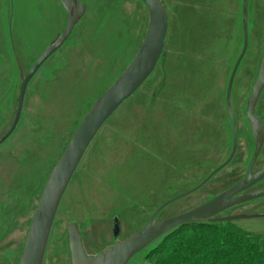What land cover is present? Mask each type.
Wrapping results in <instances>:
<instances>
[{"label":"rangeland","instance_id":"rangeland-1","mask_svg":"<svg viewBox=\"0 0 264 264\" xmlns=\"http://www.w3.org/2000/svg\"><path fill=\"white\" fill-rule=\"evenodd\" d=\"M80 1L84 17L30 79L18 126L0 144V264L20 263L53 168L148 28V7L139 0ZM243 1L162 0L169 18L164 53L89 146L62 197L43 264H71L69 225H78L87 253L97 255L142 229L161 204L223 160L226 92L244 42ZM66 17L60 0H0V138L13 122L23 79L64 31ZM263 27L264 0H249L248 51L234 80L237 105L256 79ZM222 174L206 192L219 187ZM200 192L168 205L155 221L200 204ZM233 224L264 240V217ZM142 255L128 264H151Z\"/></svg>","mask_w":264,"mask_h":264},{"label":"water","instance_id":"water-1","mask_svg":"<svg viewBox=\"0 0 264 264\" xmlns=\"http://www.w3.org/2000/svg\"><path fill=\"white\" fill-rule=\"evenodd\" d=\"M66 13V27L62 34L57 35L53 42L44 50L33 67L22 81L18 105L14 120L8 131L0 138V144L7 140L16 128L23 109L24 98L28 83L40 66L69 38L75 26L84 17L86 11L85 3L80 0H60ZM147 5L149 11L148 28L144 40L129 65L120 76L99 96L90 107L79 125L73 138L53 168L51 175L42 192L38 206L34 212L31 225L27 234L24 250L19 264H43L52 227L56 218L57 210L61 204L67 187L74 173L78 169L89 146L97 136L100 129L111 118V116L132 97L150 77L156 69L166 46L169 18L168 12L162 0H139ZM248 8L249 0L243 1V48L233 67L227 90V102L231 117L234 115L231 109V90L238 67L246 54L248 48ZM264 35V27H263ZM264 88V49L259 64L257 77L253 85L252 93L248 99V117L254 128L257 140V152L260 147L262 135L256 131L257 120L252 115V109L257 103ZM236 138V137H235ZM233 156V155H232ZM231 156V158H232ZM230 158V159H231ZM229 159V160H230ZM225 162L217 170L223 168ZM216 172V171H215ZM214 172V173H215ZM213 173V174H214ZM212 176V175H211ZM209 176L193 189L176 195L165 201L152 214L145 226L136 233L130 235L123 241L117 240L111 247L106 248L97 255H89L84 247L80 229L77 224L68 227L69 248L71 253V264H128L129 261L151 245L156 239L178 226L202 221L217 220L210 219L213 215L222 212L226 208L264 196V190L247 195H241L230 199L232 195L246 189L252 182L264 177V170L256 176H251L239 186L226 191L208 202L189 211L155 221L157 215L168 205L184 198L198 190L209 180ZM264 217V213L251 215H238L221 219L222 221L232 219H250ZM120 233L119 219H114L113 237L117 238Z\"/></svg>","mask_w":264,"mask_h":264},{"label":"flooded vegetation","instance_id":"flooded-vegetation-1","mask_svg":"<svg viewBox=\"0 0 264 264\" xmlns=\"http://www.w3.org/2000/svg\"><path fill=\"white\" fill-rule=\"evenodd\" d=\"M247 51H248V48H247ZM258 68H259V65H258ZM257 73H258V71H257ZM256 77H257V75H256ZM234 80H235V78H234ZM254 83H255V81H254ZM254 83L250 87V90L248 91V94H247L245 101L243 103H241L240 105L239 104L237 105V103L234 100L235 92H234V82H233V87L231 90L232 91L231 92V109H232V112L234 115V120L232 119L231 113L229 111V106H228V102H227V92H226V109H227V125H228V144L226 145L227 152L223 156V158H222L223 160L220 163H218L212 170H210L208 172V174L203 176L195 184V186L186 190V191H189V190L193 189L194 187H196L197 185H199L205 179H207L209 176L212 175L209 178V180L207 182H205V184H203V186L201 188H199L198 190H196V191L192 192L191 194L185 196V197H189V196H191L193 194H197L201 191L200 192L201 195L199 196L198 200H201V199H204V200L200 204H198L194 207L187 208V210H185L184 212L189 211L191 209H194V208L208 202L209 200L215 198L216 196H219L220 194H222L226 191L232 190L233 188L239 186L241 183H243L245 180H247L249 177L256 176V175H258V173H260L261 171L264 170V88H263V90L259 96L257 103L255 104V106L252 109V115L258 121L257 125H256V131L258 132L259 135H262V140L260 142L261 144H260L257 155H256L257 140H256V136H255V131H254V128H253V126L250 122V119L248 117V107H249L248 99L252 93ZM227 90H228V87H227ZM21 115H22V112H21ZM20 118H21V116H20ZM17 126H18V124H17ZM15 129H14V131H15ZM12 133H11V135H12ZM243 155H246L244 158V162H240L241 157ZM231 156H232V158H231ZM228 160H229V162L227 163V165H225L220 170H217L220 166H222ZM220 174H222V175L220 177L221 180L219 181V187L218 186L213 187V190L220 188V191L214 192L213 190H210V191L206 192L205 187H207V185L209 183H211L215 178H217L218 175H220ZM260 190H264V177L259 178L258 180H255L246 189L232 195V197L230 199H234L238 196L247 195V194L254 193V192H257ZM263 203H264V196L253 199V200H249L246 202H242L239 204H235V205H232V206L226 208L222 212L213 215L210 218V219H217V220H209V221H202V222H219V221H222L221 219H225L228 217H234V216H238V215H251V214H256V213H264V212H262V211H264ZM250 219H256V218H250ZM239 220H249V219H239ZM239 220L232 219V220H227V221L228 222H236ZM227 221H223V222H227ZM196 223H200V222H196Z\"/></svg>","mask_w":264,"mask_h":264},{"label":"trees","instance_id":"trees-1","mask_svg":"<svg viewBox=\"0 0 264 264\" xmlns=\"http://www.w3.org/2000/svg\"><path fill=\"white\" fill-rule=\"evenodd\" d=\"M233 222L178 226L134 257L151 264H264L262 235L244 233Z\"/></svg>","mask_w":264,"mask_h":264},{"label":"bare ground","instance_id":"bare-ground-1","mask_svg":"<svg viewBox=\"0 0 264 264\" xmlns=\"http://www.w3.org/2000/svg\"><path fill=\"white\" fill-rule=\"evenodd\" d=\"M81 20H82V19H81ZM81 20H80V21H81ZM80 21H79V22H80ZM102 94H103V93H102ZM102 94H101V95H102ZM101 95H100V96H101ZM92 105H93V104H92ZM45 186H46V185H45ZM43 190H44V189H43ZM42 192H43V191H42ZM41 195H42V194H41ZM40 198H41V197H40Z\"/></svg>","mask_w":264,"mask_h":264}]
</instances>
